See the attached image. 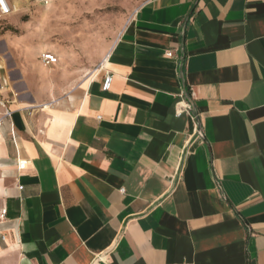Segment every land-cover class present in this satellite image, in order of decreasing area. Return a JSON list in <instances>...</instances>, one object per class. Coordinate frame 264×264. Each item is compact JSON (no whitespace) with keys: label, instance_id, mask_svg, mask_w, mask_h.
Returning a JSON list of instances; mask_svg holds the SVG:
<instances>
[{"label":"crops","instance_id":"0c3cea01","mask_svg":"<svg viewBox=\"0 0 264 264\" xmlns=\"http://www.w3.org/2000/svg\"><path fill=\"white\" fill-rule=\"evenodd\" d=\"M102 64L0 63V264H264V0H149Z\"/></svg>","mask_w":264,"mask_h":264},{"label":"rangeland","instance_id":"374dc122","mask_svg":"<svg viewBox=\"0 0 264 264\" xmlns=\"http://www.w3.org/2000/svg\"><path fill=\"white\" fill-rule=\"evenodd\" d=\"M149 0H12L15 11L0 18V63L14 71L52 73L60 96L90 78L113 48L124 27ZM59 63L46 68L43 52ZM24 64V67H23Z\"/></svg>","mask_w":264,"mask_h":264},{"label":"built area","instance_id":"2783aa9c","mask_svg":"<svg viewBox=\"0 0 264 264\" xmlns=\"http://www.w3.org/2000/svg\"><path fill=\"white\" fill-rule=\"evenodd\" d=\"M14 11H15V4L11 0H0V18H6L10 16ZM166 55L169 58L174 57L173 51L167 52ZM40 59L45 67H53L59 63V57L55 53L50 51L43 52L41 54ZM99 69L100 72H103L104 75L102 88L104 91H109L112 86L113 74L110 71H108L103 64L100 65ZM0 107H2L5 110L4 115L0 119V125H2L3 120L5 118L11 117L12 112L8 109L7 102L5 101L0 100ZM184 112L188 113L192 117L194 122H196V117L192 113L193 106L189 102L178 105L177 114L181 115ZM27 164H28L27 161H20L18 167L20 170H24ZM5 215H6V210H3L2 216L4 217Z\"/></svg>","mask_w":264,"mask_h":264},{"label":"water","instance_id":"95a60500","mask_svg":"<svg viewBox=\"0 0 264 264\" xmlns=\"http://www.w3.org/2000/svg\"><path fill=\"white\" fill-rule=\"evenodd\" d=\"M192 106H193V113H194V115H196V114H197V112H196L195 105H194V103H193V102H192Z\"/></svg>","mask_w":264,"mask_h":264},{"label":"bare ground","instance_id":"6f19581e","mask_svg":"<svg viewBox=\"0 0 264 264\" xmlns=\"http://www.w3.org/2000/svg\"><path fill=\"white\" fill-rule=\"evenodd\" d=\"M100 70V69H99Z\"/></svg>","mask_w":264,"mask_h":264}]
</instances>
